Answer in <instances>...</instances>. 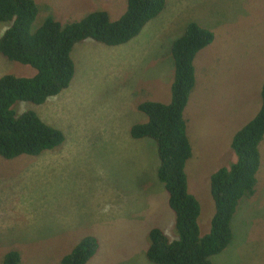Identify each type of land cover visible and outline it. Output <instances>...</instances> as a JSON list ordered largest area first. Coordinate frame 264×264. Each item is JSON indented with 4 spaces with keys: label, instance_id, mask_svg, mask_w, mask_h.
<instances>
[{
    "label": "rangeland",
    "instance_id": "rangeland-1",
    "mask_svg": "<svg viewBox=\"0 0 264 264\" xmlns=\"http://www.w3.org/2000/svg\"><path fill=\"white\" fill-rule=\"evenodd\" d=\"M31 30L46 18L68 23L103 10L111 21L126 0H34ZM213 33L194 57L195 83L183 111L191 156L185 163L188 191L199 202L201 234L213 213L209 176L235 163L230 147L236 130L261 104L264 80V0H166L164 9L127 43L105 46L92 39L71 49L69 86L40 105L18 101L61 130L64 142L37 156L0 157V264L20 250V264H58L84 235L98 240L87 264H153L147 232L174 235V216L156 181L157 156L149 139L133 140L129 127L146 120L144 101L170 98V46L189 22ZM0 22V34L8 26ZM30 66L0 55V76H31ZM256 191L239 201L232 238L213 264H264V139L259 145Z\"/></svg>",
    "mask_w": 264,
    "mask_h": 264
},
{
    "label": "trees",
    "instance_id": "trees-1",
    "mask_svg": "<svg viewBox=\"0 0 264 264\" xmlns=\"http://www.w3.org/2000/svg\"><path fill=\"white\" fill-rule=\"evenodd\" d=\"M165 4L166 0H126L123 13L114 21L106 11L97 10L63 24L49 17L31 30L38 13L34 0H0V22L9 23L0 34V55L35 71L31 76H0V157L11 160L21 155L37 156L60 146L65 139L61 130L43 122L33 110L18 113L15 103L40 105L59 94L73 77L70 53L76 43L85 39L105 46L127 43L162 12ZM212 40L213 33L196 22L185 26L170 46L173 79L169 101L137 104L146 120L129 127L131 139L154 143L155 178L162 184L167 207L174 216L176 238H169L158 226L147 232L145 256L153 264H213L210 257L223 251L231 241V220L239 201L256 191L259 145L264 139V80L258 112L231 138L236 162L217 168L209 176L213 213L208 232L201 234L199 202L187 187L185 163L191 156V146L183 111L195 83L194 57ZM97 249V238L84 235L58 264H87ZM19 251L4 253L1 264H20Z\"/></svg>",
    "mask_w": 264,
    "mask_h": 264
}]
</instances>
